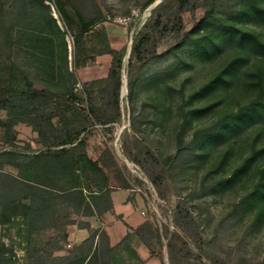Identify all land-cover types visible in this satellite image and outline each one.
<instances>
[{
    "label": "rangeland",
    "instance_id": "1",
    "mask_svg": "<svg viewBox=\"0 0 264 264\" xmlns=\"http://www.w3.org/2000/svg\"><path fill=\"white\" fill-rule=\"evenodd\" d=\"M191 2L194 14L179 13L187 35L177 43L172 29L161 33L165 24L172 25L176 0H0V53L20 64L37 88H72L79 95L75 105L85 114L82 84L106 77L109 69L97 61V52L109 46L105 28L122 29L120 116L106 124L89 117L80 135L85 150L98 159L109 149L116 163L104 169L110 185L126 182L144 199L146 210L150 200L157 204L161 221L145 213L160 235L152 251L169 259L166 244L175 232L191 256L174 254V264H212L214 256L229 264H264V108L259 106V113L249 109L254 101H264V46L258 43L264 42V0ZM108 14L130 19L123 24L107 20ZM156 20L160 24L154 27ZM146 34L157 42L156 53L148 52L141 63L131 49ZM129 79L134 82L131 94ZM96 101L103 102L100 92ZM6 117V110H0V152H18L21 166L3 168L31 178L33 166H27L25 156L57 147L41 144L23 122L14 126L15 138L7 143ZM53 120L59 125L57 117ZM147 149L163 173L159 189L146 173ZM178 203L191 211L198 235L173 224ZM61 216L57 226L35 232L22 215L0 224V240L16 264H32L34 257L49 258L67 248L63 222L70 215ZM72 218L83 221L81 215ZM86 247L75 245L68 252L81 254Z\"/></svg>",
    "mask_w": 264,
    "mask_h": 264
},
{
    "label": "trees",
    "instance_id": "2",
    "mask_svg": "<svg viewBox=\"0 0 264 264\" xmlns=\"http://www.w3.org/2000/svg\"><path fill=\"white\" fill-rule=\"evenodd\" d=\"M176 3L177 11L172 25L169 27L165 24L161 33L164 34L172 29L175 41L181 43L187 33H182L183 25L179 13L189 11L194 14L195 5L191 0H176ZM59 7L62 12H65L61 1ZM77 13L76 11L75 14ZM96 19L97 17L91 18L88 24ZM159 24L160 21L156 20L153 26L156 27ZM86 26L83 25L82 29L85 30ZM239 35L243 38L245 32L240 30ZM150 40L151 37L146 34L133 44L131 55H134L137 61L144 62L148 52L156 53L157 42L154 39L151 40V47L147 48L146 44ZM258 43L264 46V42ZM97 53H109L111 63L106 77L82 84L87 103L85 114L75 105L79 95L72 88L56 91L37 88L20 64L0 53V110L7 112V117L2 122L4 140L7 143L12 142L16 135L14 126L23 122L30 125L37 133L41 144L47 147H57L54 150L25 156L28 159L27 166H33L31 178L19 174L14 175L4 170L5 164L21 166L18 162L20 157L18 152L11 150L0 152V224L9 222L15 215H22L28 218L29 231L35 232L39 229L57 226L59 218L63 217L62 213L71 216L65 218L63 222V226L66 227L75 222L73 215H101L112 209L110 195L112 187L104 169L116 165L114 157L106 148L102 150L98 159H92L85 150L86 143L80 135L86 129L89 117L92 118L91 120L106 124L115 122L120 116V68L124 53L110 46ZM96 85L100 86L98 91H96ZM133 85V80L129 79V94L132 93ZM97 92H100L103 101L101 104H97ZM259 106L264 108V101L260 99L254 101L249 109L250 111L255 109L256 113H259ZM80 113L82 116L78 118V123L71 124L73 118L80 116ZM252 113L250 112L249 115ZM55 117L58 118L59 125L55 124L53 120ZM238 118H241V115ZM66 145H75L81 150L66 148ZM143 156L144 162L150 165L146 168V173L159 189L163 181L162 170L157 169L159 160L149 149L145 150ZM134 159L139 162L138 156H134ZM58 177L65 178L63 185L56 182ZM121 186L128 187L124 181ZM77 224L81 227L88 226V223L83 221H78ZM173 224L198 235L197 222L191 211L181 203L175 207ZM130 231L132 233L128 234L126 239L134 235L150 249L153 239L160 240L158 228L149 218ZM96 235L97 231L91 232L86 240L79 244L80 249H85L89 244L81 254L68 252L65 255H53L49 258L32 256L34 257L32 264H111L110 246L104 231L99 232L98 242L92 249ZM166 246L170 252V264H174V254L187 258L191 256L187 242L175 232L172 233ZM211 262L212 264H229L220 256H214ZM0 264H16L13 255L7 253L2 240H0Z\"/></svg>",
    "mask_w": 264,
    "mask_h": 264
},
{
    "label": "crops",
    "instance_id": "3",
    "mask_svg": "<svg viewBox=\"0 0 264 264\" xmlns=\"http://www.w3.org/2000/svg\"><path fill=\"white\" fill-rule=\"evenodd\" d=\"M111 48L119 50L125 41V32L122 29L107 26L105 28ZM97 61L102 66H110L111 55L102 53L97 56ZM96 76H93L95 78ZM110 192L112 199V209L101 215L81 216L88 226L81 227L78 221L66 226V249H59L55 254L67 253L72 246L79 245L90 235L97 231L93 241L92 249L98 242V234L104 231L108 237L110 246L111 264H170L168 257L159 255L146 246L138 237L128 234L135 227L148 219L142 213L146 210L144 199L129 187L113 186Z\"/></svg>",
    "mask_w": 264,
    "mask_h": 264
},
{
    "label": "built area",
    "instance_id": "4",
    "mask_svg": "<svg viewBox=\"0 0 264 264\" xmlns=\"http://www.w3.org/2000/svg\"><path fill=\"white\" fill-rule=\"evenodd\" d=\"M106 19L107 20H112V21H118V22H121L123 24H127V22L129 21L128 19L130 18H122V17H116V16H113L111 17L109 14L106 15ZM79 85V84H78ZM151 214L156 218L157 221H161L162 220V216H161V213L159 212L158 208H157V204L154 203L153 201H149V205H148V209ZM147 210H143L142 213L145 214ZM170 227H173V225L171 224Z\"/></svg>",
    "mask_w": 264,
    "mask_h": 264
}]
</instances>
